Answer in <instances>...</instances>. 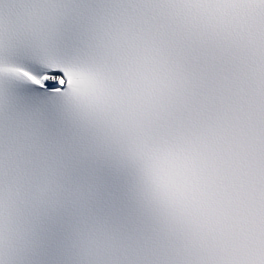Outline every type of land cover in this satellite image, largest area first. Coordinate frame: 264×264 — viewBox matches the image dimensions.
Listing matches in <instances>:
<instances>
[{
    "label": "snow or ice",
    "instance_id": "1",
    "mask_svg": "<svg viewBox=\"0 0 264 264\" xmlns=\"http://www.w3.org/2000/svg\"><path fill=\"white\" fill-rule=\"evenodd\" d=\"M0 264H264V0H0Z\"/></svg>",
    "mask_w": 264,
    "mask_h": 264
}]
</instances>
